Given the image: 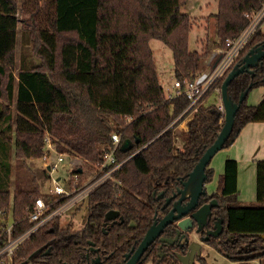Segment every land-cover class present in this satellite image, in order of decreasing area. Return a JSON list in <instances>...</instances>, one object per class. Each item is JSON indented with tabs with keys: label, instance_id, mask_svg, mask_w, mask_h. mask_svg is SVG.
<instances>
[{
	"label": "trees",
	"instance_id": "16d2710c",
	"mask_svg": "<svg viewBox=\"0 0 264 264\" xmlns=\"http://www.w3.org/2000/svg\"><path fill=\"white\" fill-rule=\"evenodd\" d=\"M215 1L217 36L223 47L227 39L237 37L247 26L246 14L259 10L264 3ZM187 2L22 0L24 15L20 20V0H0V211L8 213L13 207V217L22 221L23 231L29 226L25 218L35 200L45 196L38 187L16 186L11 190L7 177L13 147L21 160L41 159L49 139L57 153L84 161L81 172L75 168L71 174H78L80 183L95 173L101 152L112 144L113 133L122 136L118 158H130L113 180L90 194L82 230L62 227L56 219L17 251L13 264H93L86 257L90 243L103 256H109L101 264H125L126 254L141 243L156 212L166 214L171 209L166 199L183 187L217 139L225 119L219 105L205 106L204 101L188 122L187 131H180L179 125L188 116L189 101L185 96L171 99L160 84L151 40L158 39L172 50L176 81L195 80L209 55L210 50L200 53L189 47L193 19L181 11ZM20 27L25 43L32 45L33 56L16 74ZM263 44L264 30L242 52L239 63L251 49ZM260 86L264 87V58L251 72L237 76L228 93L238 103L243 93ZM247 97L224 148L236 141L247 124L264 123V99L251 106ZM177 139L182 148L176 145ZM209 167L206 183L214 176ZM224 167L217 190L201 200L204 204L216 199L218 206L198 234L207 236L222 221L219 236L210 237L206 243L240 264L262 261L264 160L256 161L257 202L248 205L238 200L239 162L227 159ZM43 175L49 178L45 170ZM162 193L164 196L159 197ZM110 211H117L123 221H106ZM195 229L196 225L190 232ZM178 230L172 224L163 236L176 238ZM192 241L188 234L175 245H164L161 260L155 243L142 264L148 260L153 264H181L179 257L189 252ZM198 259L208 264L205 258Z\"/></svg>",
	"mask_w": 264,
	"mask_h": 264
},
{
	"label": "rangeland",
	"instance_id": "374dc122",
	"mask_svg": "<svg viewBox=\"0 0 264 264\" xmlns=\"http://www.w3.org/2000/svg\"><path fill=\"white\" fill-rule=\"evenodd\" d=\"M22 0H20V20L23 17V9L21 8ZM22 10V11H21ZM181 11L185 14H188L193 19L192 29L189 35V47L191 50L204 52L209 51L206 63V59L202 61V72L207 71L209 67L210 59L216 52L223 49L222 44H220L219 38L217 36L216 30V20L214 15L218 11V4L215 0H188L187 4L182 7ZM264 30V27L262 31ZM18 46L16 48L15 60L16 66L14 71L18 72V69L22 66L25 61L31 62L32 53V45H27L22 38V30L21 27L18 33ZM151 48L154 54V61L157 66L158 76L160 80L161 86L164 88L166 94L173 92V87L176 82L175 78V62L173 58L172 50L165 45L162 41L158 39H153L150 42ZM36 62H39L35 59ZM211 63V62H210ZM264 99V87H255L253 88L247 97L246 103L247 105L257 106ZM217 104L221 105V92L217 90H212L208 97L205 99L204 105H212ZM12 110H14V106L12 105ZM188 120L186 119L185 124L178 127L180 131H184L188 127ZM253 126V125H252ZM249 128V127H247ZM251 128V127H250ZM245 129L238 139L237 146L234 151L237 155V159H240V189L242 190V195L240 197V203L243 205H248L251 203L257 202L256 196V161H242L241 156H239L242 151H239L240 147H245V153L247 156H250L249 148L253 147V144L250 145V141L252 138L251 129ZM187 131V130H186ZM181 144V140L177 139L176 145ZM54 147V145L51 143ZM228 148H224L220 150L211 160L210 165L215 166L214 176L210 182L207 183L208 192L215 191L218 185L219 176L224 173V165L223 157L226 154ZM236 159V158H229ZM236 159V160H237ZM254 159V158H253ZM259 159V158H255ZM53 160V155L50 157L49 162ZM264 160V159H263ZM238 161V160H237ZM258 161V160H257ZM11 171L8 174L7 180H9L10 188L12 191L17 187H23L25 189H33L38 187L41 193L46 194L50 190V188L54 187V181L52 178H45L43 175L44 164L41 159L34 160H21L17 158L15 147L12 149L11 153ZM72 163L81 166L84 161L76 156H72L70 154H66L65 161L59 170L57 175H61L65 180L66 178L71 177V172L75 170L72 166ZM221 163V164H220ZM87 171V170H86ZM33 178V179H32ZM32 180V181H31ZM63 180V181H64ZM61 181V183H63ZM87 201L81 205L76 210L65 214L60 219V225L65 227L67 225H71L72 229L75 231L82 230L85 225V219L87 217ZM199 234L195 229L190 238L193 239L192 242L202 243V249L200 256L205 258L208 264H239L238 262H234L223 254H221L218 250L211 247L207 243H203V239L198 237ZM145 264H152L151 261L146 262ZM195 264H202L199 259L195 260ZM253 264H264V260L255 261Z\"/></svg>",
	"mask_w": 264,
	"mask_h": 264
},
{
	"label": "built area",
	"instance_id": "2783aa9c",
	"mask_svg": "<svg viewBox=\"0 0 264 264\" xmlns=\"http://www.w3.org/2000/svg\"><path fill=\"white\" fill-rule=\"evenodd\" d=\"M246 17L249 19L247 26L237 37L226 40L223 49L216 52L210 59L211 63L209 62L207 71L198 74L193 81L175 82L173 92H170L168 96L171 99L179 96L187 98L189 101L188 108L185 111V114L188 113L187 118L193 117L199 106L204 103L205 97L212 90L221 92L218 83L239 64L242 52L254 37L262 31L264 27V3L259 10L246 14ZM219 106L220 110L224 111L223 105ZM121 137L118 133L112 134V144H109L101 152V160L95 173L83 183H80L78 174H74L65 180L61 175H57L61 170V164L65 161L66 154L57 153L55 147L47 139V147L41 160L49 178L54 181V187L50 188L46 194L43 193L45 196L35 200L33 207L25 218L29 226L23 231H20L22 221L15 220L13 217V207L9 209L8 213L0 211V264H13L17 251L32 236L46 228L54 220H60L65 214L79 208L88 201V197L97 187L114 179L115 173L130 159L120 160L118 158ZM178 147L182 148V144H179ZM52 155L53 160L49 162ZM72 166L81 169L77 164L72 163Z\"/></svg>",
	"mask_w": 264,
	"mask_h": 264
},
{
	"label": "water",
	"instance_id": "95a60500",
	"mask_svg": "<svg viewBox=\"0 0 264 264\" xmlns=\"http://www.w3.org/2000/svg\"><path fill=\"white\" fill-rule=\"evenodd\" d=\"M263 58L264 44L251 49L242 60V63L237 64L228 74L221 87V101L224 107L225 119L217 139L201 156L194 170L190 173L189 178L183 183V187L177 194L167 199L166 206H171V209L162 218H158V221L148 229L139 246L133 249L132 253L126 255L127 262L125 264H142L143 256L157 239L161 243L173 245L176 240L162 236L165 228L172 223L176 222L181 231L187 232L192 230L195 225L197 226V232L206 226L212 209L218 206L216 199L201 204L202 199L206 200L208 196L213 194L208 192L206 186L208 178L206 170L213 157L220 150L224 149L234 129L240 106L248 95L247 91L241 95L238 103L232 101L228 93L229 85L237 76L251 72V68L257 66ZM77 171L81 172V169ZM163 196L164 194L162 193L159 197ZM118 217L119 213L117 211H110L106 215V220L116 221ZM120 219L123 221L122 218ZM221 231L222 221H218L216 229L207 233V236L202 240L203 243H206L210 237H218ZM201 248L202 243L192 242L190 252L185 256L179 257L181 264H195L196 258L200 256Z\"/></svg>",
	"mask_w": 264,
	"mask_h": 264
},
{
	"label": "crops",
	"instance_id": "0c3cea01",
	"mask_svg": "<svg viewBox=\"0 0 264 264\" xmlns=\"http://www.w3.org/2000/svg\"><path fill=\"white\" fill-rule=\"evenodd\" d=\"M206 63H207V59H206ZM247 127H249V128L251 127L250 129H251V133H252L253 136L251 138L250 145L253 144V147L252 148H249V151L251 152L250 153V156H247L246 155V153H245L246 152L245 151V147H240L239 151H242V153L239 155V156H241V160L242 161H257V160H263L264 159V123H250V124H247L244 127V129L242 130V132L240 133V135L236 139V141L232 145H230L229 147H227L228 150H227L226 154L223 157V164L229 158H236V159L238 158L237 155H236V153L233 152V151H234L235 147L237 146L238 139L242 135L243 131L245 129H249ZM187 129H188V127L184 131H186ZM255 158H259V159H255ZM237 160H238V162H240V159H237ZM215 167H216V165L215 166H211L210 165L209 168H212L214 170ZM214 174H215V172H214ZM216 190H217V188H216ZM215 191H213V192L209 191V193L212 194ZM238 192H239L238 193V200L240 202V197L242 195V190L240 189V165H239V172H238Z\"/></svg>",
	"mask_w": 264,
	"mask_h": 264
},
{
	"label": "flooded vegetation",
	"instance_id": "af4514ba",
	"mask_svg": "<svg viewBox=\"0 0 264 264\" xmlns=\"http://www.w3.org/2000/svg\"><path fill=\"white\" fill-rule=\"evenodd\" d=\"M168 199V198H167ZM167 199H166V202H167ZM167 214V213H166ZM107 215V214H106ZM165 214H162L160 211H157L156 212V214H155V217H154V223L156 222V221H158V218H162L163 216H164ZM121 217H120V215H119V217H118V219L116 220V221H108L109 223H117V222H119V221H121V219H120ZM105 219H106V217H105ZM107 221V220H106ZM153 223V224H154ZM172 224H175L177 227H178V224L175 222V223H172ZM172 224H170V225H172ZM170 225H168L167 227H169ZM167 227L165 228V229H167ZM165 231V230H164ZM181 229L179 228V230H178V233H177V236H176V238H170V239H174V240H176L175 241V243L173 244V245H175L178 241H182V240H184L185 238H186V236L189 234V235H191V232H190V230H189V232H187V231H181ZM164 235V232H163V234H162V236ZM164 237V236H163ZM200 239L202 238V239H204L205 237H200V236H198ZM166 238H168V237H166ZM155 243H157V248L159 249V251H158V255L161 257L160 258V260L161 259H163V257H164V253L162 252L163 251V247H164V245H170V246H172V244H164V243H161L160 242V240L159 239H157L153 244H155ZM152 244V245H153ZM94 244H92V243H90L89 244V246H90V249H88V251H87V253H86V257H87V260H90L93 264H101L102 262L104 263V262H106L107 260H108V257L109 256H103V253H102V251L99 249V248H95L94 246H93ZM151 245V246H152ZM191 245V244H190ZM139 246V245H138ZM137 246V247H138ZM150 246V247H151ZM136 247V248H137ZM149 247V248H150ZM136 248H133V249H136ZM149 248H148V250H149ZM133 249L131 250V252L130 253H132V251H133ZM202 249V248H201ZM147 250V251H148ZM147 251H146V253H145V255L147 254ZM189 252H190V246H189ZM188 252V253H189ZM91 253H93V254H95V255H93L92 256V258L90 257V254ZM187 253V254H188ZM129 254V253H128ZM187 254H184V255H181V256H185V255H187ZM96 255H98L97 257H96ZM127 255V254H126ZM145 255L143 256V260L145 259ZM125 263L127 262V259H126V256H125ZM148 261H151L152 262V264H153V261L152 260H148ZM148 261H145V263L146 262H148ZM143 263V262H142ZM144 263V264H145ZM240 264V263H239Z\"/></svg>",
	"mask_w": 264,
	"mask_h": 264
},
{
	"label": "bare ground",
	"instance_id": "6f19581e",
	"mask_svg": "<svg viewBox=\"0 0 264 264\" xmlns=\"http://www.w3.org/2000/svg\"><path fill=\"white\" fill-rule=\"evenodd\" d=\"M191 119H192V116H190V117L187 118L188 121H190ZM185 121H186V120H184L183 123H185ZM183 123H182V124H183ZM182 124H181V125H182ZM181 125H180V126H181ZM180 126H179V127H180Z\"/></svg>",
	"mask_w": 264,
	"mask_h": 264
}]
</instances>
